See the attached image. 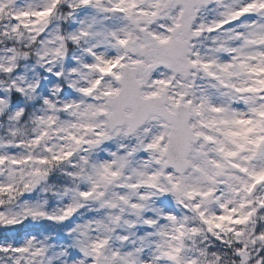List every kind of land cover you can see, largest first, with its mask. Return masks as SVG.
<instances>
[{"label": "snow or ice", "instance_id": "6c2138e0", "mask_svg": "<svg viewBox=\"0 0 264 264\" xmlns=\"http://www.w3.org/2000/svg\"><path fill=\"white\" fill-rule=\"evenodd\" d=\"M0 264H264V0H0Z\"/></svg>", "mask_w": 264, "mask_h": 264}]
</instances>
